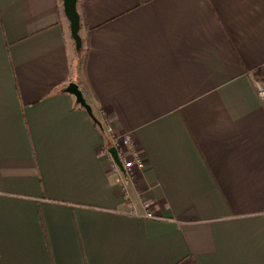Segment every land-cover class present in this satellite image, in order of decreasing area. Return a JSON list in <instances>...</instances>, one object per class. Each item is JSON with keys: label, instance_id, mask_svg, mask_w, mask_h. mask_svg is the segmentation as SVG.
Instances as JSON below:
<instances>
[{"label": "crops", "instance_id": "crops-1", "mask_svg": "<svg viewBox=\"0 0 264 264\" xmlns=\"http://www.w3.org/2000/svg\"><path fill=\"white\" fill-rule=\"evenodd\" d=\"M76 2L0 0V264H264V0Z\"/></svg>", "mask_w": 264, "mask_h": 264}, {"label": "built area", "instance_id": "built-area-1", "mask_svg": "<svg viewBox=\"0 0 264 264\" xmlns=\"http://www.w3.org/2000/svg\"><path fill=\"white\" fill-rule=\"evenodd\" d=\"M256 92L258 98L264 103V84L256 83ZM102 116V124L104 127V132L108 137V142L110 148H114L121 163V168L113 161L110 154L108 153L107 148H105V155L110 159L111 169L114 174L121 178L122 175L130 176L134 170L142 171L145 169V160L143 159V155L137 145L132 142L131 136L129 134L118 135L112 129V127L108 124L107 120ZM144 213L142 218L148 220H158L160 219L153 211L152 202H148L143 204Z\"/></svg>", "mask_w": 264, "mask_h": 264}, {"label": "water", "instance_id": "water-1", "mask_svg": "<svg viewBox=\"0 0 264 264\" xmlns=\"http://www.w3.org/2000/svg\"><path fill=\"white\" fill-rule=\"evenodd\" d=\"M63 13L69 22L70 35L72 40L75 43V50L77 52H81L82 49V40L79 35L80 30V15L77 11V0H61ZM66 93H70L75 97L76 103L79 104L88 114V117L92 118L97 124V120L92 117L91 107L86 104V100L84 98L83 92L78 88V86L74 83H70L65 89ZM108 153L110 154L113 161L121 168V163L117 157L116 151L114 148H109Z\"/></svg>", "mask_w": 264, "mask_h": 264}, {"label": "rangeland", "instance_id": "rangeland-1", "mask_svg": "<svg viewBox=\"0 0 264 264\" xmlns=\"http://www.w3.org/2000/svg\"><path fill=\"white\" fill-rule=\"evenodd\" d=\"M82 47H83V48L81 49V52L79 53L81 56L84 55V53H82V52H84V48H85V47H84V44H82Z\"/></svg>", "mask_w": 264, "mask_h": 264}, {"label": "trees", "instance_id": "trees-1", "mask_svg": "<svg viewBox=\"0 0 264 264\" xmlns=\"http://www.w3.org/2000/svg\"><path fill=\"white\" fill-rule=\"evenodd\" d=\"M83 48V47H82Z\"/></svg>", "mask_w": 264, "mask_h": 264}]
</instances>
